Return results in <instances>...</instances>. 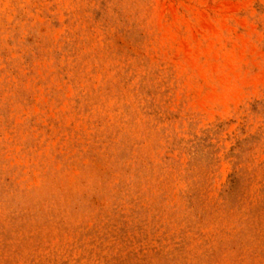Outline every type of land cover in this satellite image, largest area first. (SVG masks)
Instances as JSON below:
<instances>
[{"label": "rangeland", "instance_id": "1", "mask_svg": "<svg viewBox=\"0 0 264 264\" xmlns=\"http://www.w3.org/2000/svg\"><path fill=\"white\" fill-rule=\"evenodd\" d=\"M0 264H264V0H0Z\"/></svg>", "mask_w": 264, "mask_h": 264}]
</instances>
